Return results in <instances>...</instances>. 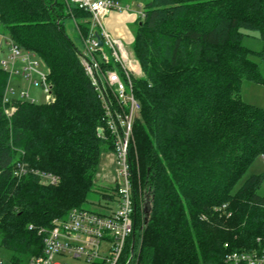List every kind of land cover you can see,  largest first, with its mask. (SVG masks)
<instances>
[{
	"label": "trees",
	"instance_id": "1",
	"mask_svg": "<svg viewBox=\"0 0 264 264\" xmlns=\"http://www.w3.org/2000/svg\"><path fill=\"white\" fill-rule=\"evenodd\" d=\"M143 3L132 43L143 73L133 80L140 111L129 148L134 251L148 264H224V243L253 251L264 238V174L233 191L253 158H264V107L240 92L244 79L264 84V51L244 43L264 34V0ZM68 9L89 34L90 12L70 0H0V32L42 60L51 94L5 104L9 75L0 66V246L13 251V264L41 253L39 227L91 210L102 154L113 150L103 101L65 27ZM18 163L28 171L20 177ZM104 196L115 201L116 186Z\"/></svg>",
	"mask_w": 264,
	"mask_h": 264
},
{
	"label": "built area",
	"instance_id": "2",
	"mask_svg": "<svg viewBox=\"0 0 264 264\" xmlns=\"http://www.w3.org/2000/svg\"><path fill=\"white\" fill-rule=\"evenodd\" d=\"M70 3L91 14L92 29L84 43L81 64L92 85L103 101L104 121L113 136L114 163L118 178H115L116 210L100 213L83 208H73L66 217L55 218L48 227H39L43 236L42 251L28 257L21 264H55L57 254L72 255L87 264H148L136 260L133 234L136 224L134 183L129 163V140L134 121L140 111L135 96L133 80L142 75L141 66L130 47L114 37L104 25V18L112 11L130 12L133 2L125 0H70ZM138 19L145 17L144 3L138 1ZM0 50L7 56L0 60L1 68L11 76L21 75L30 84H39L35 74L41 77V87L51 97L47 73L35 69V55L17 45L9 36L0 32ZM98 37L103 41L98 44ZM47 68V67H46ZM15 88L7 84L3 102L11 103ZM19 98L30 97L29 91H20ZM35 102L34 100H31ZM7 107L5 108L6 114ZM27 168L18 163L15 175L26 174ZM39 173L42 182L57 184L59 177L51 173ZM224 208V206H223ZM29 228H33L30 225ZM260 247L253 251L228 249L224 264H264V238L258 237Z\"/></svg>",
	"mask_w": 264,
	"mask_h": 264
},
{
	"label": "rangeland",
	"instance_id": "3",
	"mask_svg": "<svg viewBox=\"0 0 264 264\" xmlns=\"http://www.w3.org/2000/svg\"><path fill=\"white\" fill-rule=\"evenodd\" d=\"M134 3L132 7L136 9V1L133 0ZM132 1V2H133ZM138 1H145V0H138ZM137 1V2H138ZM70 13V18H66L65 20V27L67 28L68 33L70 34L72 40L74 43L78 46L79 49L82 51L84 50V43L87 39L88 32H84L82 27H80V22H84L81 18L77 16H73L74 11L68 9ZM81 19V20H80ZM252 33V31H249ZM1 38V37H0ZM245 45L250 48H256V45L260 44V41L253 37H248L245 39ZM130 50L133 51L132 45H129ZM134 52V51H133ZM6 51L0 50V60L3 57H6ZM137 59V58H136ZM35 62H37V65L35 66V69L42 73H47V68L45 64L42 62L40 58L37 56L34 57ZM262 72H264V63ZM143 74V73H142ZM34 78H36L39 81V84H30L29 80L21 75L11 76L8 80V83L10 86L15 88V91L10 94V96H13L14 98H19V92L29 91L30 97L26 98L27 100L31 101L34 100L37 103H43L48 100L47 92L41 87L40 81L42 80L40 75L35 74ZM242 96L244 100L252 102L254 104H264V84L248 79H244L241 84V90ZM7 115L11 116L13 114V103L7 106ZM6 113V112H5ZM133 142V130L131 133V137L129 140V148H131V143ZM114 148V147H113ZM112 152V150L110 151ZM101 163V161H100ZM99 163V169L95 178V186L93 188V192L89 195V203L87 204V208L94 210V211H100V212H109L107 210V207L110 210H116L117 203L114 200H107L104 196L106 192H110L111 188H113L114 185V179L118 178L119 175H117V166L114 164L112 169H110V172L107 171L108 175H104L105 170L102 171ZM253 174H264V159L261 156H258L255 158L253 162H251L242 176L239 178L235 186L233 187V191H236L243 183L244 181ZM114 193V190H112ZM260 194L264 195V182L262 183L260 189ZM141 199L138 200V203L141 206ZM135 242V239H134ZM256 248V247H255ZM254 248V249H255ZM253 249V248H252ZM136 260H138V257L136 256ZM53 263L55 264H87L82 259H78L72 255H62L57 254L53 258ZM0 264H13V251L0 246Z\"/></svg>",
	"mask_w": 264,
	"mask_h": 264
},
{
	"label": "crops",
	"instance_id": "4",
	"mask_svg": "<svg viewBox=\"0 0 264 264\" xmlns=\"http://www.w3.org/2000/svg\"><path fill=\"white\" fill-rule=\"evenodd\" d=\"M125 1H131L132 2L133 0H125ZM135 1L137 3L138 0H135ZM133 3H134V1H133ZM138 20L139 19H138L137 14H136V9L134 11H130V12L112 11L107 16H105L104 25H105V28L114 37L121 39L122 41H124L129 46V45H132V43L134 41V37H135L134 28H135V25L137 24ZM256 39L260 41V44L256 45V48H253V49L264 51V34L262 37L256 38ZM262 68H263V66H262ZM263 74H264V72H263ZM241 96H242V92H241ZM242 98H243V96H242ZM247 102H249V101H247ZM249 103L254 104L252 102H249ZM254 105L264 107V104H260V103L254 104ZM259 156H261L263 158L262 155H259ZM256 157H258V156H255L253 158L252 162L255 160ZM114 164H115L114 163V155L112 152H106V153L102 154L100 166H102L101 167L102 171L105 170L104 175H108V176L110 175L107 173V171L110 172V169H112Z\"/></svg>",
	"mask_w": 264,
	"mask_h": 264
},
{
	"label": "water",
	"instance_id": "5",
	"mask_svg": "<svg viewBox=\"0 0 264 264\" xmlns=\"http://www.w3.org/2000/svg\"><path fill=\"white\" fill-rule=\"evenodd\" d=\"M103 43L102 39L98 37V44L101 46ZM98 133H101V129L98 130ZM143 211H144V217H145V222L148 221L149 213H150V207H149V201L147 197H145V202L143 204ZM135 237V234H133V239Z\"/></svg>",
	"mask_w": 264,
	"mask_h": 264
}]
</instances>
